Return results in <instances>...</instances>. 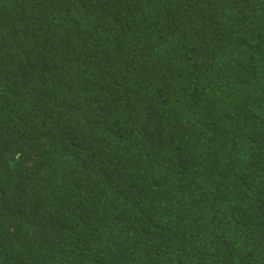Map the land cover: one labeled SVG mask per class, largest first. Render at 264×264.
<instances>
[{
	"label": "trees",
	"instance_id": "trees-1",
	"mask_svg": "<svg viewBox=\"0 0 264 264\" xmlns=\"http://www.w3.org/2000/svg\"><path fill=\"white\" fill-rule=\"evenodd\" d=\"M0 264H264V0H0Z\"/></svg>",
	"mask_w": 264,
	"mask_h": 264
}]
</instances>
